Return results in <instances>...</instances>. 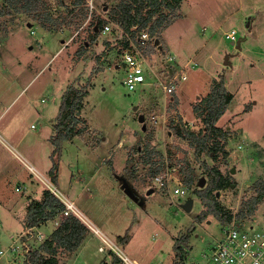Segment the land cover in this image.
<instances>
[{
  "label": "rangeland",
  "instance_id": "1",
  "mask_svg": "<svg viewBox=\"0 0 264 264\" xmlns=\"http://www.w3.org/2000/svg\"><path fill=\"white\" fill-rule=\"evenodd\" d=\"M118 1L0 0V155L21 175L13 180L11 195L26 194L27 198L39 194L41 199L44 189H50L64 202H70L79 217L82 214L85 219L109 221V228L102 229L105 235L130 256L153 264H173L176 239L192 229L189 263L205 262L203 254H210L224 226L213 213L201 222L195 221L204 208L196 189L209 182L202 160L210 166L218 164L223 173L231 176V186L214 193L233 213L255 193V183L264 180V0L182 2L180 17L162 32L163 42L165 37L168 45L164 48L150 41L153 48L147 60L155 71L163 70L162 75L165 68L175 71L185 63L181 51L188 59L195 56L187 79L171 95L163 92L153 73L147 85L128 90L122 62L126 39L120 41L122 31L117 24L110 22L106 33L93 34L91 23L95 17H108ZM231 29L237 30L235 41L226 36ZM238 40H242L240 50ZM226 53L230 54V65L224 63ZM169 54L175 60L164 63ZM88 78L89 95L80 113L87 127L80 136L64 142L58 180H53L50 136L62 94L69 84H85ZM221 78L234 95L216 123L228 132V155L214 160L203 152L197 158L196 147L175 134L170 121L181 118L185 126L199 130L203 123L195 116L193 105L211 90L214 80ZM29 101L32 112L25 106ZM140 114L144 115L143 122L139 121ZM12 118L18 119L19 131L22 136L26 134V146L38 162L19 147H15L16 152H21L23 160L33 165L43 180L33 175L26 164L11 158L13 154L8 149L13 145L7 132L17 129ZM32 123L37 128H32ZM145 148L154 150L152 160L156 165L161 159L157 151L164 154L159 175L168 176L169 172V185L161 187L155 179L157 174L151 172L155 164L143 161ZM189 166L195 172L192 186L183 180L190 172ZM97 168L108 169L111 176L100 171L94 180ZM202 177L206 179L205 186L199 185ZM116 179L127 182L142 202L132 201L129 196L123 202L119 197L122 189L118 193L112 188ZM177 187L185 193H174ZM150 188L154 190L147 194ZM75 189V194L80 195L77 200L71 195ZM95 189L102 195L96 196ZM17 198L21 207L25 205V197ZM3 200L11 202L8 196ZM188 201H192L190 211L184 208ZM61 219L58 214L44 223L46 238ZM248 220L230 224L244 228L263 225L264 202ZM13 228L14 232L23 230L18 220ZM96 231L90 230L78 250L62 258L61 263L110 261L114 251L109 246L99 250L103 233ZM127 232L130 236L123 241ZM32 245L36 248L39 242Z\"/></svg>",
  "mask_w": 264,
  "mask_h": 264
},
{
  "label": "trees",
  "instance_id": "2",
  "mask_svg": "<svg viewBox=\"0 0 264 264\" xmlns=\"http://www.w3.org/2000/svg\"><path fill=\"white\" fill-rule=\"evenodd\" d=\"M182 2L183 0H119L110 8L108 17H95L96 21L91 23L93 34L96 35L103 30L106 24L114 22L122 31L120 41L126 39L125 47H128L131 41L140 43L141 34L144 31H147L151 38L154 37L160 45H163L162 32L180 17L179 11ZM152 48L151 43L148 42L147 46L143 48V52L149 55ZM89 80L90 78L87 83L81 85H76V82L69 84L62 94L59 113L53 122V133L50 136L53 145L50 175L53 180L58 178L64 142L80 136L87 127L86 120L80 116V113L84 107V98L89 95ZM233 96V93L227 89L223 78L214 80L211 90L193 105L195 116L200 118L203 123L199 130L196 131L185 126L181 118L170 121L174 133L188 139L190 144L196 147L197 158H200L203 152L210 154L214 160H218L220 155L223 157L228 155L225 148L228 132L216 123L228 108ZM178 100L179 98H177ZM84 122L85 124H83ZM145 149L146 154L143 161L155 164L151 171L155 175L164 165L163 157L165 156L162 152L157 151L161 159L156 165V162L152 160L154 150ZM202 161V165L209 175V182L206 187L196 189L204 208L195 216V221L201 222L210 213H213L221 224L226 226L232 221H247L252 217L258 206L264 202V180L255 183L253 187L255 193L244 199L241 209L233 213L221 204L214 193V191L230 187L231 176L223 173L218 164L210 166L206 161ZM189 167L187 168L190 172L185 175L183 180L187 185L192 186L195 172L192 167L190 169ZM65 208L66 203L57 194L50 189H44L41 199L32 198L29 201L25 224L39 226L47 220L57 217ZM89 232V226L76 213L71 212L66 218L61 219L57 227L44 241L39 243L22 264H62L61 259L71 257ZM191 235L192 229H188L176 239L173 246V264H190L187 259L191 248ZM126 236L122 238L123 241H126L130 236L128 232ZM101 264H119V257L112 253V259L110 261L103 259Z\"/></svg>",
  "mask_w": 264,
  "mask_h": 264
},
{
  "label": "built area",
  "instance_id": "3",
  "mask_svg": "<svg viewBox=\"0 0 264 264\" xmlns=\"http://www.w3.org/2000/svg\"><path fill=\"white\" fill-rule=\"evenodd\" d=\"M109 28L110 24H106L102 32L106 33ZM236 33V29H231L226 33V36L235 41ZM150 41L156 43L154 38H151L149 33L144 31L141 34L140 43L131 41L130 45L123 50L122 62L126 72L124 84L128 90L137 89L141 85H147L149 82L147 79L153 73L160 81L159 85L163 92L171 95L178 90L179 84L187 79L188 68L191 63H193V58L195 56L192 59H188L185 56L186 62L184 64H180L175 71H172L171 67L165 68V74L161 75L163 70L155 71L150 64L149 66L147 63V60L149 59L148 55L143 52V48H145ZM182 47L183 46L180 47V50H182ZM172 60H175L174 56L169 54L164 63H168V61ZM172 65L173 64L171 63L170 66ZM166 173L168 176L166 174L159 175L158 173L155 177V179L159 181L161 187H165L166 184L169 185V181L172 179L169 172ZM176 192L185 193V190L177 187L174 189V193ZM65 203L66 208L60 213L61 218L63 219L66 218L69 213L75 211L70 202L65 200ZM222 231V236L213 243L210 254H203L206 261L201 263L198 262L196 264H264V224L256 226L250 225L247 228H244L235 223H231L224 226ZM46 236L47 235L44 233L40 225L31 226L26 224L23 231L12 239L8 248L0 247V264L2 257L8 252L15 255L16 259L22 258L24 261L35 249L32 242L38 241L40 243L46 239ZM101 236L103 244L100 245L99 250L105 251L106 247L109 246V248L119 257V264H153L130 256L108 236L103 234H101Z\"/></svg>",
  "mask_w": 264,
  "mask_h": 264
},
{
  "label": "crops",
  "instance_id": "4",
  "mask_svg": "<svg viewBox=\"0 0 264 264\" xmlns=\"http://www.w3.org/2000/svg\"><path fill=\"white\" fill-rule=\"evenodd\" d=\"M184 1V0H183ZM249 24V23H248ZM247 24V25H248ZM165 31V30H164ZM164 36V35H163ZM242 41V40H241ZM240 41V42H241ZM239 42L238 45H240V48H238L239 50L242 48L241 46V43ZM166 38L164 37V42H163V46L164 48H166ZM181 45V44H180ZM179 45V47H180ZM179 47H178V51H179ZM180 52V51H179ZM181 53V52H180ZM183 59L185 60L186 62V57H185V54L184 52L181 53ZM230 58V56H229ZM230 60V59H229ZM231 61V60H230ZM116 67H119L118 64H116ZM229 90V89H228ZM232 92V91H231ZM233 93V92H232ZM176 97V96H175ZM179 101V100H178ZM177 101V102H178ZM25 106H27L28 108H30V111L32 112V105H31V102L29 101L28 103L25 104ZM23 107L24 110L26 109V107ZM36 114V113H35ZM1 115V113H0ZM1 121V120H0ZM12 121L13 123L15 122V126H16V131H8L7 132V135L8 137L11 139V142L12 144L10 145H13V149H11V147H9L10 149H8L10 151L11 157L12 159L14 160H17L18 162H20L22 165L23 164H26L28 166V168L30 169V171L32 172L33 175L36 174L37 178H39V171H37L35 169V167L33 165H30L28 163H26L24 160H23V156L21 155V152L17 151L16 152V149L15 147H19L26 155H28L32 160H35L36 162H38V159L36 158V155L30 150L28 149V147L26 146V143L24 141V137L26 134H24L23 136L21 135V132L19 131V124H18V119L17 118H12ZM187 124V123H186ZM34 123L31 124V127L32 128H37L36 125L33 126ZM14 126V125H13ZM188 126V125H187ZM0 138H1V135H0ZM122 139V138H121ZM120 139V140H121ZM0 142L3 143V140L0 139ZM139 150H140V147H139ZM232 156V155H230ZM45 171H49V168H47V165L45 166ZM104 172V174H108L111 176L110 174V171L107 169V171L103 170L102 168H97V170L93 173V176L95 177L94 180L96 179V174L97 172ZM107 172V173H106ZM158 174V173H157ZM73 173H72V177H73ZM16 176H21L20 173L18 171H16L11 165H10V161H6L2 158V156L0 155V196H2V198L0 199V221H1V226H0V247H5L4 245L8 244V243H11L12 239L14 237H16L17 235H19L23 230L21 231H17V232H14L15 229L13 228V225L17 222V220L19 221L20 223V227L21 228H24V226H26L25 224V218H26V206L28 205L29 201L34 198V199H40V196L39 194H35V195H32V196H29L26 198V194H23V196H20V195H16L15 192L11 195V184H13V180L16 178ZM92 176V177H93ZM41 177V176H40ZM113 178H115L114 176H112ZM42 179V177H41ZM43 180V179H42ZM58 180V178H57ZM75 180V179H74ZM117 183H116V186L113 184L112 185V188L114 190H118V189H122V195H120L119 197L124 200L123 202L126 201V199L129 197H131L132 201H137L136 199H134L133 196H130L128 194V192L126 191V187L128 185L127 182L122 181L120 179H116ZM74 185V184H73ZM130 188V187H129ZM42 190V189H41ZM130 190H132L130 188ZM75 190H73L71 192V195L73 196V200H77V198L79 199L80 198V195L79 194H75ZM148 191V190H147ZM118 192V191H117ZM43 193V192H42ZM119 193V192H118ZM133 193V191H132ZM95 195L96 196H101L102 193L99 192L98 189H95ZM8 196V199L9 201L11 202H4L3 198ZM11 196H13V199H11ZM17 197H20V198H26V202H25V205L22 204V207L19 205V201L20 199L17 198ZM136 197V196H135ZM137 198V197H136ZM138 199V198H137ZM139 201H142V200H138L137 202ZM129 204V201L127 202V205ZM123 214L125 215V213L123 212ZM3 216V217H2ZM127 216H125L126 218ZM3 218V219H2ZM80 218L89 226L90 230H93L94 232H97L96 229H98L99 231L102 232V229H108L109 228V221L107 220H104V219H99V220H93V219H90V218H86L81 214ZM3 220L5 221V224L3 222ZM53 220V219H52ZM122 220H124L122 218ZM56 222V221H55ZM7 224V226H6ZM5 225V226H4ZM58 225V224H57ZM254 225V224H253ZM41 228L42 226L45 228L46 225L44 224H41L40 225ZM256 226V225H255ZM57 227V226H56ZM17 228V227H16ZM43 229V228H42ZM103 233V232H102ZM103 235H105L103 233ZM107 236V235H106ZM85 240V239H84ZM83 243V242H82ZM78 250V249H77ZM76 250V251H77ZM18 262H20L22 264V260L20 259V261L18 259L15 258V255L11 254V253H7L5 254L2 259H1V264H18Z\"/></svg>",
  "mask_w": 264,
  "mask_h": 264
},
{
  "label": "water",
  "instance_id": "5",
  "mask_svg": "<svg viewBox=\"0 0 264 264\" xmlns=\"http://www.w3.org/2000/svg\"><path fill=\"white\" fill-rule=\"evenodd\" d=\"M156 42L158 43V40H156ZM239 42H240V40H238V43H239ZM238 48H240V45H238ZM229 56H230V54H229V53H226L224 63L230 65V64H231V61L228 59ZM139 121H141V122L144 121V115H143V114H140V115H139ZM145 128H146V125H145V123H143V129H145ZM232 170L234 171L235 168H233ZM205 184H206V179H205L204 177L200 178L199 185H200V186H205ZM153 190H154L153 188L148 189L147 194L152 193ZM126 191L128 192V194H129L130 196H133L134 199H136V200L138 201V199L135 197V195L132 193V191L130 190V188H129L128 186L126 187ZM140 202H142V201H140ZM191 207H192V201H188V202L185 203V205H184V208L186 209V211H190V210H191Z\"/></svg>",
  "mask_w": 264,
  "mask_h": 264
}]
</instances>
